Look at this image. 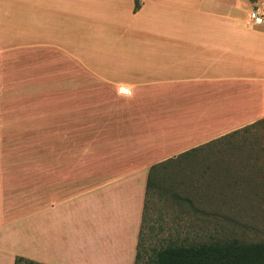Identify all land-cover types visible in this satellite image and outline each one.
<instances>
[{
	"label": "crops",
	"instance_id": "1",
	"mask_svg": "<svg viewBox=\"0 0 264 264\" xmlns=\"http://www.w3.org/2000/svg\"><path fill=\"white\" fill-rule=\"evenodd\" d=\"M139 1L0 0V264H134L149 168L264 121V0Z\"/></svg>",
	"mask_w": 264,
	"mask_h": 264
},
{
	"label": "rangeland",
	"instance_id": "2",
	"mask_svg": "<svg viewBox=\"0 0 264 264\" xmlns=\"http://www.w3.org/2000/svg\"><path fill=\"white\" fill-rule=\"evenodd\" d=\"M22 121V141L30 143L37 135L31 134V128L45 125L47 118L24 116ZM236 142L233 137L234 147ZM216 148H221L222 152H217ZM225 148L226 143L209 146L189 161L166 164L159 174L157 187L152 190L148 210L152 228L143 242L141 264H149L150 247L158 249L177 225L183 230L190 224L197 233L201 229L213 239L255 241L256 234L264 233L261 166L259 160L248 157L256 150L247 152L241 148L227 153ZM179 196H187L190 203H183ZM254 201L258 204L253 205Z\"/></svg>",
	"mask_w": 264,
	"mask_h": 264
},
{
	"label": "trees",
	"instance_id": "3",
	"mask_svg": "<svg viewBox=\"0 0 264 264\" xmlns=\"http://www.w3.org/2000/svg\"><path fill=\"white\" fill-rule=\"evenodd\" d=\"M140 5L139 0H134L133 11ZM236 137V146L231 139ZM226 143L227 153L236 149H246L247 152L256 150L248 157L259 160L261 166L262 180L264 185V121L259 120L251 125L231 132L205 146L194 148L181 154L177 160H191L201 149L209 146ZM216 148L217 152H222ZM223 150L224 153L226 152ZM155 164L149 168L146 179L144 203L138 230L134 264H141V256L144 252V240L147 233L151 232L152 225L148 214L149 202L152 197V190L157 187L159 174L166 167V164ZM263 198V197H262ZM183 203H190L187 196L178 197ZM197 231L187 224L183 230L178 225L172 228L164 238L162 245L155 249L150 247L151 257L147 258L149 264H264V233L256 234L255 241H240L236 238H208L205 231ZM192 233V236L189 234ZM13 264H39L28 259L15 257Z\"/></svg>",
	"mask_w": 264,
	"mask_h": 264
},
{
	"label": "built area",
	"instance_id": "4",
	"mask_svg": "<svg viewBox=\"0 0 264 264\" xmlns=\"http://www.w3.org/2000/svg\"><path fill=\"white\" fill-rule=\"evenodd\" d=\"M248 20L254 26H264V16L258 14L255 10L248 12Z\"/></svg>",
	"mask_w": 264,
	"mask_h": 264
}]
</instances>
